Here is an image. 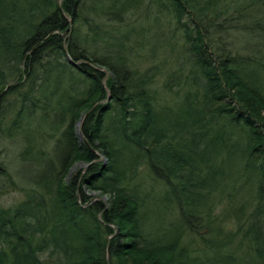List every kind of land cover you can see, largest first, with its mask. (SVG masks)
I'll return each instance as SVG.
<instances>
[{
	"label": "trees",
	"instance_id": "obj_1",
	"mask_svg": "<svg viewBox=\"0 0 264 264\" xmlns=\"http://www.w3.org/2000/svg\"><path fill=\"white\" fill-rule=\"evenodd\" d=\"M256 1L220 11L218 0H0V138L20 134L28 147L46 126L53 149L40 145L32 156L23 148L34 186L15 205L0 203V264H210L185 236L202 213L196 186L217 173L206 152L220 121L244 136L243 169L260 177L251 214L264 217V0L260 20L237 24L247 10L253 18ZM154 8L181 29L168 76L178 83L182 74L180 110L159 102L152 86L166 62L143 74L130 59L142 55ZM236 27L257 45L231 49ZM76 162L84 170L73 174ZM142 165L168 195L156 201L163 213L152 233L145 224L155 195L139 185ZM11 182L0 164V191ZM249 229L256 257L247 264L264 262V220Z\"/></svg>",
	"mask_w": 264,
	"mask_h": 264
},
{
	"label": "rangeland",
	"instance_id": "obj_2",
	"mask_svg": "<svg viewBox=\"0 0 264 264\" xmlns=\"http://www.w3.org/2000/svg\"><path fill=\"white\" fill-rule=\"evenodd\" d=\"M220 1V11H223L225 8L235 7L236 5L244 3L246 0H218ZM219 5V6H220ZM255 7L257 9H253V18L250 16L249 11L247 10V14L242 16L237 24L240 28H243V23L246 21L253 22V19L260 20V10H259V0L256 1ZM140 11H137L139 13ZM137 13L134 12L131 18L135 24L141 21V17L137 16ZM148 17V26L149 33L147 40L142 42L140 48L137 50L140 56L131 57V62L137 65V70L140 73H151L155 70L153 66L157 63L160 65L162 62H166L163 66H160V74L158 75V70L156 72L157 76L153 78L154 83L153 87H155V91L158 92L157 97H159V102L165 103L166 107H172L174 110H180L183 106L182 104V95L183 92L180 90L184 86V82L182 81V74L180 78H178V83L169 78V72L174 70L176 67V50L178 48V44L181 40L180 30L178 29V24L176 26L174 19H170V14L167 11L162 10V12L157 13L155 8L151 12H149ZM211 18V17H210ZM216 21L215 19L213 20ZM230 31L229 44L231 49H235L236 47L250 49L257 45L256 40H253L252 37L248 36L242 38L244 30L238 29ZM148 29V30H149ZM215 31V27L211 28ZM227 36V35H226ZM223 41L227 43V39ZM133 43V42H132ZM157 45H161L162 48H159ZM236 45V46H235ZM138 46V45H137ZM156 47V50L154 48ZM179 46V50H180ZM236 50V49H235ZM152 53L151 52H156ZM147 53V54H146ZM145 54V55H144ZM154 54V56H153ZM156 55V57H155ZM143 56V57H142ZM179 60H182L179 57ZM180 73H187V68L184 67V70ZM109 73H106V77ZM110 76V75H109ZM166 79H170L165 87ZM182 84V86L180 85ZM179 88V91H177ZM166 89V90H165ZM178 94V95H177ZM40 118V117H39ZM39 120V119H38ZM78 123V122H77ZM221 121L218 126H222V128L216 129L218 135L220 137L216 138L214 142H211L207 147L206 154L209 158V164L212 165L215 170L216 175L214 174L211 177V181L209 179H205L201 184L196 186L194 194L195 198H197L196 209L198 212L197 216L192 217L196 224H198L197 229L186 230L185 240H191V248H195L196 256L200 255L202 259L206 260L208 257L211 260L210 264H214L216 257H221L222 259H227L230 262L227 264H247L253 262V256L256 257L255 250H249L250 242L252 246L255 245L256 241L253 242V237L246 238L244 236L245 232H248L250 226L260 224L263 225L264 217L261 214H251L256 210V205L258 200H256V189L258 183V176L255 172L246 171L243 169L244 160L242 159L240 148L241 143L243 142V135L240 132L235 131L228 134V127L225 125H221ZM35 121L33 123V127L35 126ZM81 126V125H80ZM43 131H40L36 134L37 139H29L28 142L23 135H14V136H5L4 138H0V164L3 165L8 173L9 179L14 182V185L9 188L0 191V203L5 207H10L19 202L23 197H25V193L34 186L33 183L30 182L31 169L33 166L30 165L29 172H26L25 169L28 168V164L32 162L29 161L28 158L30 156H34L36 150L42 146V150H44V154L52 152L50 136L47 134L50 133L49 128L43 126ZM78 130V128H77ZM81 132L78 130V133ZM46 136V137H45ZM228 136L229 138H226ZM48 137V139H46ZM244 140V139H243ZM225 141L226 143H223ZM231 144V146L229 145ZM236 146V149L234 147ZM239 146V147H237ZM28 149L31 155L23 156L20 159L21 153L24 154V150ZM236 151L237 158L230 159L228 162L226 152L228 150ZM99 158V157H98ZM84 165L81 162H76L72 167V173L77 171L84 170ZM248 172V173H247ZM25 173H29L26 174ZM213 178V179H212ZM139 185L143 186V188L153 189L152 192L155 195V200L149 202L148 210V218L146 220V230L149 233L154 232V229L157 228L158 223L157 219L160 218L161 210L160 206L162 204L156 203V201H160L159 197L165 198L167 202L168 195H165L166 188L164 186L163 180H158L154 178L148 171L146 167L143 165L140 169V177ZM163 191V192H162ZM97 196L96 194H94ZM164 196V197H163ZM164 200H162L163 203ZM181 202L183 200L181 199ZM153 203V204H152ZM168 203V202H167ZM181 206V205H180ZM162 207V206H161ZM187 209H192L190 206H187ZM191 211V210H190ZM163 213V212H162ZM168 218H173L172 214H167ZM261 227V226H260ZM154 228V229H153ZM262 228V227H261ZM263 229V228H262ZM220 243V248H212L210 244ZM254 247V246H253ZM218 254V256H217ZM222 261V260H221ZM235 262V263H234ZM222 263V262H221ZM264 264V262L259 261L258 264ZM224 264V263H222Z\"/></svg>",
	"mask_w": 264,
	"mask_h": 264
},
{
	"label": "water",
	"instance_id": "obj_3",
	"mask_svg": "<svg viewBox=\"0 0 264 264\" xmlns=\"http://www.w3.org/2000/svg\"><path fill=\"white\" fill-rule=\"evenodd\" d=\"M57 2H58V6L60 5V0H57ZM70 21V23H71V20H69ZM103 71H105L106 73H108V71H106L105 69H102ZM80 125H81V121H79L78 122V124H77V126H78V130H80ZM98 156L102 159L103 158V156L101 155V154H98ZM95 194V193H94ZM97 195V194H96ZM95 200H97V199H99V200H101L102 202H104L105 203V205H106V203L107 202H105L106 201V197L104 196V195H101V194H98L97 196H95V198H94Z\"/></svg>",
	"mask_w": 264,
	"mask_h": 264
}]
</instances>
